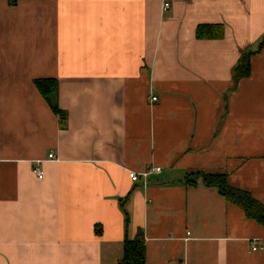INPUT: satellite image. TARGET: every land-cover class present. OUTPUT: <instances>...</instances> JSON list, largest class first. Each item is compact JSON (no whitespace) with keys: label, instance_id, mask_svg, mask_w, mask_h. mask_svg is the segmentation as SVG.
<instances>
[{"label":"crops","instance_id":"obj_1","mask_svg":"<svg viewBox=\"0 0 264 264\" xmlns=\"http://www.w3.org/2000/svg\"><path fill=\"white\" fill-rule=\"evenodd\" d=\"M263 38L264 0H0V264H119L138 232L145 264H264V226L186 182L264 203V48L232 90Z\"/></svg>","mask_w":264,"mask_h":264},{"label":"trees","instance_id":"obj_2","mask_svg":"<svg viewBox=\"0 0 264 264\" xmlns=\"http://www.w3.org/2000/svg\"><path fill=\"white\" fill-rule=\"evenodd\" d=\"M224 34V27L221 24H201L197 27L196 35L200 39L221 38ZM264 48V38L258 45L257 50L249 51L242 55L239 63L233 69V87L235 91L239 82L251 76V58L261 52ZM39 92L51 105L55 113L61 114V109L57 101L58 83L55 79H38L35 82ZM201 177L204 184L211 188H216L227 202L242 208L246 216L256 220L264 226V203L258 200L251 192L232 186L229 183L227 172H203L196 171L188 173L187 183H194ZM146 248L142 232H138L135 237L126 238L124 243V253L119 264H145Z\"/></svg>","mask_w":264,"mask_h":264},{"label":"built area","instance_id":"obj_3","mask_svg":"<svg viewBox=\"0 0 264 264\" xmlns=\"http://www.w3.org/2000/svg\"><path fill=\"white\" fill-rule=\"evenodd\" d=\"M170 7V4L169 3H165L163 8L164 9H168ZM150 99L152 101H156L157 100V96H151ZM55 155L54 153H50L49 154V158H54ZM162 171V168L161 167H158V166H152L150 167L149 169H147L145 172L143 173H138V172H135V171H129V175H130V178L132 181L134 182H137V181H140V180H143V185L146 187L148 186V176L152 173H160ZM34 173L40 178L42 179L44 177V172L43 170L40 168V167H35L34 168ZM261 244L256 241L252 244V250L253 251H256L258 249H261Z\"/></svg>","mask_w":264,"mask_h":264}]
</instances>
